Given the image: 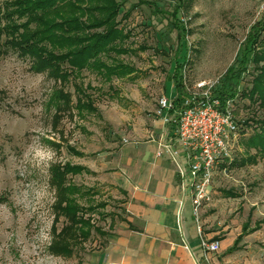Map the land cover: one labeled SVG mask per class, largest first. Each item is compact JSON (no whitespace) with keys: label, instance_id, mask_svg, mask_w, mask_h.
Listing matches in <instances>:
<instances>
[{"label":"rangeland","instance_id":"1","mask_svg":"<svg viewBox=\"0 0 264 264\" xmlns=\"http://www.w3.org/2000/svg\"><path fill=\"white\" fill-rule=\"evenodd\" d=\"M119 1L126 11L139 0ZM153 1L169 13L153 14L147 4L133 8L127 18L123 11L114 22L127 34L117 44L126 52L102 57L110 64L120 63L122 73L109 79L85 69L71 76L64 88L73 94L70 110L57 100L60 84L47 72H33L30 59L7 46L5 35L0 38V264H88L89 256L105 244L110 221L123 209L124 199L115 185L104 182L100 170L108 157L103 150L111 146L108 137L127 131L132 122L155 118L160 97L174 94L169 76L179 29L171 12L178 0ZM178 16L190 30L188 83L218 85L229 68L240 65L250 30L264 17V0H188ZM260 48L263 54V43ZM250 66L241 88L250 87L258 73L255 64ZM74 84L94 87L87 94L97 111L79 112L77 97L83 94ZM88 99L84 95L83 102ZM233 104L239 122L234 157L240 161L249 154L246 140L264 121V108L242 95ZM248 119L252 120L243 124ZM69 146L85 155H76ZM67 162L90 167L70 174L59 186L52 180V169ZM214 189L220 199L226 198L223 189L240 194L222 200L219 210L224 214H215L216 224L229 225L238 234L250 213L252 225L264 219V158L242 167L220 164ZM74 217L83 223L76 224ZM245 240L253 246L241 254L264 264V223Z\"/></svg>","mask_w":264,"mask_h":264},{"label":"trees","instance_id":"2","mask_svg":"<svg viewBox=\"0 0 264 264\" xmlns=\"http://www.w3.org/2000/svg\"><path fill=\"white\" fill-rule=\"evenodd\" d=\"M188 0L175 2L171 12L172 21L179 29L178 45L175 48V55L172 62V73L169 76L174 82L175 92L178 93L177 102L180 105L184 91L183 68L190 64L191 47L188 45L187 36L190 33L188 27L179 19V13L183 11ZM147 4L152 8L153 14H167L157 2L153 0H139L134 7L124 10V2L119 0H11L0 3V14L5 13L4 20L0 17V25L7 23V26L0 28V38L6 36L5 44L15 50L22 58L31 61L30 69L36 73L47 72L59 83L58 98L63 109H72L73 94L65 91V85L71 76L77 77L85 69H90L98 74L105 73L110 79L113 75H120L123 67L120 63L110 64L102 60L103 54L123 53L126 50L118 47V42L126 39L127 34L119 28V23L114 22L123 11L127 18L133 8ZM25 18L26 21H18ZM35 28V30H33ZM97 30L90 33L91 30ZM264 44V17L258 21L250 30L245 42L240 65L232 66L227 70L216 93L223 105L229 100L235 101L239 95L247 97L251 102L259 103L264 108V53L260 51V45ZM163 49H166L163 47ZM258 71L252 78L250 87L241 88V84L252 66ZM120 65V66H118ZM75 85V90L83 94L77 97V108L79 112L88 110L97 111L95 106L90 105L94 101L87 94V89H94L91 84L82 87ZM112 88V86H111ZM87 96L90 102H83ZM60 104V102H59ZM61 108V110H62ZM56 113L60 117L62 111ZM252 119L244 120L248 124ZM260 121V120H258ZM239 124V122H238ZM259 128L250 136L245 145L248 156L237 161H226L223 167L245 166L258 163L264 158V121H260ZM258 127V126H257ZM71 152L83 156L84 153L69 146ZM255 151V152H252ZM88 170L82 164L67 162L62 166H54L52 169V180L59 186L64 185L70 174H78ZM231 196H237L233 190L227 191ZM76 215V212L73 213ZM264 220L258 221L256 228H259ZM74 222L83 223L80 218L74 217ZM250 223L244 225V232L249 229ZM242 235L238 241L242 239ZM237 241V242H238Z\"/></svg>","mask_w":264,"mask_h":264},{"label":"crops","instance_id":"3","mask_svg":"<svg viewBox=\"0 0 264 264\" xmlns=\"http://www.w3.org/2000/svg\"><path fill=\"white\" fill-rule=\"evenodd\" d=\"M127 129L109 135L111 146L102 152L108 157L100 167L104 182L124 195L123 209L110 221L105 244L89 256L88 264H263L241 252L253 246L245 238L260 230L264 221L255 229L257 222L264 219L252 225L250 213L238 234L214 220L215 214H224L219 210L222 200L236 199L238 192L234 197L223 189L226 198L220 199L213 183L214 204L203 209L201 224L204 236L220 240L221 249L205 252L190 188H183L169 153L157 154L160 142L174 138L171 129L157 116L132 122ZM246 222L250 226L244 232Z\"/></svg>","mask_w":264,"mask_h":264},{"label":"built area","instance_id":"4","mask_svg":"<svg viewBox=\"0 0 264 264\" xmlns=\"http://www.w3.org/2000/svg\"><path fill=\"white\" fill-rule=\"evenodd\" d=\"M190 56V55H189ZM188 65L183 68L185 95L179 105L178 93L159 99L155 114L171 129L174 138L160 142L157 152H168L176 166L183 188H190L198 231L207 253L221 249L220 240L203 234L201 216L204 208L214 204L213 183L220 164L234 159L239 136L234 104L223 105L216 93L217 82L188 83Z\"/></svg>","mask_w":264,"mask_h":264}]
</instances>
